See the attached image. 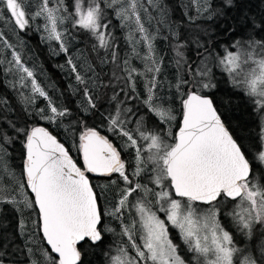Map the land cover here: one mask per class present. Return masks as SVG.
<instances>
[{
	"label": "snow or ice",
	"instance_id": "6c2138e0",
	"mask_svg": "<svg viewBox=\"0 0 264 264\" xmlns=\"http://www.w3.org/2000/svg\"><path fill=\"white\" fill-rule=\"evenodd\" d=\"M147 3L160 13L158 24L169 33L164 39L174 41V82L166 84L171 98L158 79L160 29L145 27L140 0H0V23L11 25L17 38L29 29L40 33L51 55H63L56 67L74 81L69 91L81 96L80 116L65 126L75 137L66 147L35 118L60 126L71 109L56 105L23 59L22 44L0 28V73L13 76L12 89L29 90L17 91L24 124L0 121V212L10 206L18 214L28 264H91L88 250L102 246L107 234L120 241L115 254L111 247L105 253L107 264H264V115L251 148L224 119L226 97L235 95L264 114V0H189L185 7L194 5L197 15L185 13L195 25L187 28L183 18L168 23L163 0ZM110 12L128 29L126 42L143 71L127 55L120 59ZM216 29L229 43L212 40ZM78 36L89 43L78 47ZM137 44L146 47L143 56ZM214 68L226 79L218 80ZM139 77L145 78L142 92ZM38 98L47 101L43 108L35 105ZM6 105L0 98V108ZM84 114L99 123L89 126ZM17 143L19 172L7 161ZM0 264H6L3 252Z\"/></svg>",
	"mask_w": 264,
	"mask_h": 264
},
{
	"label": "trees",
	"instance_id": "16d2710c",
	"mask_svg": "<svg viewBox=\"0 0 264 264\" xmlns=\"http://www.w3.org/2000/svg\"><path fill=\"white\" fill-rule=\"evenodd\" d=\"M142 5L140 11L142 15V20L145 23V27L149 29L150 32H156L157 28L160 29L158 38L155 40V49H156V59L159 61L160 58H163L162 71L158 79L164 82L165 87L161 89L169 98H171V92L168 91L166 84L169 81H173V76L175 75V67L172 63V57L174 53L171 50V43L174 41L164 39L165 36H168L169 33L164 25L158 24V21L161 19L160 13L157 12L155 8L147 3V0H140ZM163 3L167 6L168 9V23L176 22L180 23L183 18V27L187 28L189 26L194 27L195 25H189L185 13L195 17L197 15L195 6H188L189 0H163ZM144 9L148 11L145 12ZM149 17H152L149 21ZM108 20L110 22V31L113 32L116 42L117 50L120 56V59L123 60L127 55L130 66L134 67L140 71L144 70V62L135 56L132 52V45L129 42H126V36L128 33L127 28H122L118 18L113 14H108ZM197 24L201 21L197 20ZM0 28H2L6 35L11 39V41L20 46L22 44L23 59L28 64L29 67H33L37 73V79L40 81L42 86L46 87L49 95L52 97L56 105L62 107H68L71 109L72 115L64 118L63 124L57 126L55 123L49 124L47 121L39 120L35 118V122L41 124L49 129L54 135L65 143L66 147H70L72 141L75 137L71 133L66 132L65 126L71 123L77 116H80L79 111V101L81 99L80 95L74 94L69 91L68 84L74 83L65 72L61 71L58 67L59 64L64 63V57L53 56L50 54V45L47 42H42L40 33H37L33 29L27 30V32H20L19 38H17L11 32V25L4 27L0 23ZM217 35L212 37V40L218 44L224 45L229 43V37L226 33H222L219 29H216ZM139 39V37H137ZM206 39V37H202ZM89 43V40L85 36L77 37V46L83 48L86 44ZM54 46V45H53ZM136 51L143 56L146 52V47L142 44L136 45ZM217 51H222V49H217ZM189 56L192 55L191 51L188 53ZM10 58V57H9ZM110 67V66H109ZM216 73V78L218 80H225L226 76H222L219 69H213ZM13 80V76L8 75L6 78L3 73H0V98L7 99V105L3 108H0V121L5 118L8 120L18 121L22 126L26 117L25 106L21 103L20 98L17 94V91H22L24 95H29L28 89H12L8 81ZM144 77L138 78L137 91L142 92L144 88ZM52 85L55 86V90ZM225 89L229 87L227 84L222 85ZM223 95V92L219 93ZM231 99V104L224 109V119L225 122L230 124L231 128L235 130L234 134H238L244 139V143L250 148L254 143H257V137L260 129V118L258 112L250 103V101L245 96L235 95L226 97ZM47 101L44 98H38L35 100V105L43 108ZM136 106H139V101H136ZM174 108H179V102L173 105ZM31 109H29L30 111ZM143 115V111H141ZM87 120L89 126H94L99 123V118H93L90 114H84L83 117ZM34 118L28 117L29 125H31ZM76 132V137H78L79 130L78 127L74 129ZM255 151V149H252ZM73 157L79 162L80 156L73 147L71 150ZM8 163L19 172V165L21 164V145L19 143L13 145L9 148V156L7 158ZM94 183H103V181L96 180L93 177ZM141 182H148L147 174H145V179ZM111 198V196H110ZM230 206V205H229ZM228 206V207H229ZM3 207V206H0ZM226 207L224 212L227 213L230 208ZM27 218V216H25ZM18 214L11 210V207L3 208V211L0 212V223L4 225L3 229H0V252L4 253L6 264H28L27 252L25 249V239L23 236L18 235L16 232ZM222 223H225L227 227L230 221L225 215L222 219ZM113 227H116V224H112ZM32 224L29 220L28 228L26 231L31 232ZM119 228H117V233ZM170 234L175 239L177 237V232L174 229L170 228ZM119 237L112 234H107L105 242L102 246L93 247L88 250V255L86 261H90L91 264H107V258L105 253L109 252V247L112 248V254L115 253V247L119 243ZM176 243H180L178 239H175ZM30 246V245H29ZM110 253V254H111ZM181 255H185L183 250V245H181Z\"/></svg>",
	"mask_w": 264,
	"mask_h": 264
},
{
	"label": "rangeland",
	"instance_id": "374dc122",
	"mask_svg": "<svg viewBox=\"0 0 264 264\" xmlns=\"http://www.w3.org/2000/svg\"><path fill=\"white\" fill-rule=\"evenodd\" d=\"M258 115H259V118H260V116L261 115H264V114H262V113H258ZM260 123H261V121H260ZM154 126V123H152V122H149V127H153ZM259 131H260V129H259ZM143 183V182H142ZM145 183H147V182H145ZM231 207V205L228 207V209ZM230 210H231V208H230ZM229 210V211H230ZM161 215V218L163 219L164 217H163V214H160ZM112 254V253H111ZM113 254H115V253H113Z\"/></svg>",
	"mask_w": 264,
	"mask_h": 264
}]
</instances>
